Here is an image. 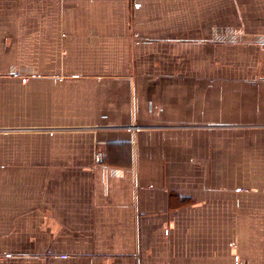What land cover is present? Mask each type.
I'll return each mask as SVG.
<instances>
[{
  "label": "crops",
  "instance_id": "obj_1",
  "mask_svg": "<svg viewBox=\"0 0 264 264\" xmlns=\"http://www.w3.org/2000/svg\"><path fill=\"white\" fill-rule=\"evenodd\" d=\"M0 264H264V0H0Z\"/></svg>",
  "mask_w": 264,
  "mask_h": 264
},
{
  "label": "built area",
  "instance_id": "obj_2",
  "mask_svg": "<svg viewBox=\"0 0 264 264\" xmlns=\"http://www.w3.org/2000/svg\"><path fill=\"white\" fill-rule=\"evenodd\" d=\"M128 129L130 131H135V132H139L141 130V128L138 126H129Z\"/></svg>",
  "mask_w": 264,
  "mask_h": 264
}]
</instances>
